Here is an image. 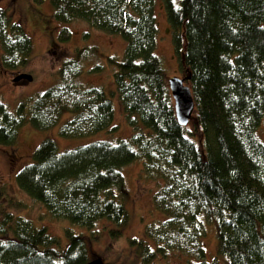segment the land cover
I'll list each match as a JSON object with an SVG mask.
<instances>
[{
  "label": "trees",
  "instance_id": "trees-1",
  "mask_svg": "<svg viewBox=\"0 0 264 264\" xmlns=\"http://www.w3.org/2000/svg\"><path fill=\"white\" fill-rule=\"evenodd\" d=\"M48 1L56 22L81 21L125 42L120 60L107 57L114 68L115 92L109 94L117 95L132 133L64 152L44 139L18 172L19 189L52 220L89 231L99 222L120 228L127 221L121 169L141 161V177L159 185L152 206L162 219L145 225L143 239L128 241L137 264H155L169 253L181 254L187 264H216L204 260L206 224L215 227L217 253L228 264H264V142L258 134L264 131V0H162L178 69L194 102L189 128L176 121L154 54L155 0ZM70 38L64 26L57 43ZM31 49L22 25L0 8V69H23ZM91 52L75 49L61 62L57 82L19 99L13 112L0 102V147H13L23 126L53 128L64 113L71 115L59 129L64 139L115 130L103 88L76 83ZM102 69L95 65L90 72ZM14 207L0 187V264L90 260L91 236L66 230L61 248L45 228L14 215Z\"/></svg>",
  "mask_w": 264,
  "mask_h": 264
},
{
  "label": "rangeland",
  "instance_id": "rangeland-1",
  "mask_svg": "<svg viewBox=\"0 0 264 264\" xmlns=\"http://www.w3.org/2000/svg\"><path fill=\"white\" fill-rule=\"evenodd\" d=\"M0 8L7 9L12 21L22 25L32 44L28 64L23 69L16 72L0 69V102L13 112L19 99L41 93L57 82V71L61 62L70 57L75 49L88 48L93 52L90 53L76 83L84 87L103 88L112 103L114 113L112 126L115 127L114 131H101L88 137L64 139L59 136V129L71 117L69 113H64L58 123L49 130L39 131L30 125L20 128L13 147H0V187L4 189L8 199L19 206L12 208L11 212L31 221L37 228H45L49 235L58 239L61 248L67 244L64 233L70 230L75 235L91 236L88 240L89 259L98 256L104 264H137L135 251L128 241L143 239L145 225L162 219L161 214L152 206V196L159 185L155 181L141 177V161H134L121 169L125 195L122 202L127 211V221L120 228L111 223L99 222L89 231L67 221L52 220L39 203L34 202L19 189L16 182L18 172L31 162L34 149L44 139L53 140L58 151L64 152L96 141L113 143L118 139L129 138L132 128L125 120L120 101L117 95L109 94L115 92L114 68L107 62L108 56H113L117 60L122 58L125 42L118 36H109L91 29L81 21L67 25L56 22L48 0H41L39 4L35 0H0ZM153 12L157 29L154 54L161 61L166 79L183 78L174 56L162 0H155ZM64 26L70 30L71 38L68 42L59 44L57 34ZM95 65H101L103 69L97 73L90 72ZM21 73L31 75L32 81L22 80L13 83L12 79ZM190 126L191 121L187 127ZM263 132L261 128L258 134L264 142ZM204 230L201 239L205 251L204 260L215 261L216 264H228L227 259L217 253L215 227L206 224ZM112 231H118L119 235L111 236ZM187 260L194 262L193 259L187 258ZM155 264H187V262L181 254L169 253L165 258L157 259Z\"/></svg>",
  "mask_w": 264,
  "mask_h": 264
},
{
  "label": "water",
  "instance_id": "water-1",
  "mask_svg": "<svg viewBox=\"0 0 264 264\" xmlns=\"http://www.w3.org/2000/svg\"><path fill=\"white\" fill-rule=\"evenodd\" d=\"M22 80L30 82L32 81V76L29 74L21 73L16 75L12 79V82L18 83ZM167 85L171 99L173 101V111L176 121L178 125H180L181 127H185L188 125L194 112V102L191 96L190 88L185 85V79L178 77H172L167 79ZM85 264L104 263L100 257L94 256Z\"/></svg>",
  "mask_w": 264,
  "mask_h": 264
}]
</instances>
